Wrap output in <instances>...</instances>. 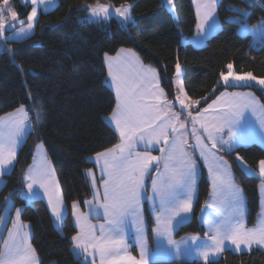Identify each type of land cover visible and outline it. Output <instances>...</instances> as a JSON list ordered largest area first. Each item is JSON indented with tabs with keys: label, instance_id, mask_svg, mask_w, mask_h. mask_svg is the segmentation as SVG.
<instances>
[{
	"label": "trees",
	"instance_id": "trees-1",
	"mask_svg": "<svg viewBox=\"0 0 264 264\" xmlns=\"http://www.w3.org/2000/svg\"><path fill=\"white\" fill-rule=\"evenodd\" d=\"M100 1L117 7L133 4L134 25H123L117 18L109 21L88 20L89 7ZM26 20L31 5L13 0ZM3 0H0V5ZM177 17L163 0H59L51 11L41 13L36 32L24 41H9L8 50L0 52V118L26 106L33 129L21 148L13 170L4 176L0 191V218L8 200L23 208L22 218L33 230V246L41 264H84L74 255L72 237L78 230L73 221V203L85 208L93 196L87 172L95 168L92 158L120 142L118 133L108 123L116 108V94L108 85L106 55L121 49H133L146 64L157 67L162 86L171 99L176 98V65L184 68V87L188 97L207 107L227 89L221 73L232 64L238 74L252 73L264 78V43L253 47V36L240 34L241 23L257 25L264 21V0H221L219 32L203 47L184 44L197 32V13L193 0H175ZM247 11V15L245 12ZM261 98L264 90L247 86ZM44 142L56 170L68 214L64 226L54 223L43 199L29 202L25 197L24 177L31 166L36 146ZM238 183L243 187L248 205V223L254 226L261 210V179L247 174L240 166L243 159L255 170L264 160V148L258 144L225 152ZM211 186L202 167L199 198L194 219L177 232L205 235L200 214ZM150 230L153 220L146 208ZM0 249L2 239L0 232ZM151 264H207L202 261H154ZM212 264H264V251L238 253L226 250Z\"/></svg>",
	"mask_w": 264,
	"mask_h": 264
},
{
	"label": "snow or ice",
	"instance_id": "snow-or-ice-1",
	"mask_svg": "<svg viewBox=\"0 0 264 264\" xmlns=\"http://www.w3.org/2000/svg\"><path fill=\"white\" fill-rule=\"evenodd\" d=\"M43 3L44 0H39ZM172 0H167L171 4ZM197 4L198 23L196 27L203 29L204 24L213 16L215 12L217 0H193ZM33 5L38 3V0H31ZM5 7L0 8V34L6 31L4 23V13L8 12L13 21L18 19L17 12L9 7V0H3ZM90 7V6H88ZM110 7V6H109ZM105 7L97 4L91 8L94 16L103 12L105 16L113 15V12ZM130 6L122 5L120 8L114 9L115 13L124 17L125 20L130 19L128 15ZM203 9V12L201 11ZM37 16V8L33 7L32 12L27 17V29L20 28V33L26 34L27 31L34 27V18ZM23 25V21L20 22ZM13 25L9 24L8 28ZM214 27V25L212 26ZM125 50H121L124 52ZM117 54L116 58H109V73L112 78V84L116 89L117 103L116 108L111 114V121L115 123L116 129L120 133L121 142L114 145L112 148L104 152L96 154L97 163L102 161L101 171L105 173L108 179L103 182V198L105 203L101 205L104 208V215L107 220L105 225L99 226L100 235H96V230L92 225H81L79 234L72 237L75 242V247L82 249L83 252H88L89 248L100 254V264H120L122 260H130L132 264H144L143 259L137 261L134 257H124L120 255V251H127V244L124 241V230L129 218L132 219L136 227L137 241L143 237V221L141 216V199L144 189V176L148 171L149 166L153 161L159 158L151 155L147 150L144 152L136 151L137 144L143 143L147 148L153 142L159 143L161 139L167 145V148H161V152H166L165 158V173L158 179L152 180L153 196L149 199L159 198L161 213L163 219V232L161 234L169 237L170 225L173 217L180 216L181 212L191 210V200L195 191L196 178V163L195 160L184 150L186 141L182 138L183 134L179 133V129L185 127L184 123L179 121V113H172L171 117L168 112L163 111L159 104L149 105L144 103L149 97L160 100L164 96L163 89L159 88V80L156 70L151 67H144L136 54L131 50H127V56L123 61ZM115 62V69L113 63ZM227 74L221 73V78L225 84L229 86L245 87L249 86L248 82L256 81L260 85H264V79L257 80L252 73L245 75H236L232 71L233 65L228 64ZM176 71L179 73L180 65H176ZM231 78V79H230ZM179 83V79L177 81ZM158 89V92L152 89ZM180 92H183L181 87ZM223 96V94H222ZM234 98L244 100V104L229 105V109L220 113L214 119L217 123L212 125V130L203 123L201 127L207 132V139L210 140L211 147L206 145L202 138L193 135L196 140V146L200 149V156L204 158L206 164L209 165V172L213 176L214 188L229 191L230 211L226 215H222L219 221H210L209 230L212 244L205 245L197 249V254L202 256L207 264H212L210 257L220 253L225 241L240 249L241 245L250 248L252 245L264 246V220H261L258 227L246 229L243 224V197L241 190L231 183V177L227 173V164L220 158L216 157L212 152L217 145H227L229 149L238 140L245 137L243 134L237 137L234 129L240 124L243 116L241 109L243 107L252 106L255 103L254 97L248 94L233 93ZM179 99V103L183 107H188L184 99ZM213 101L209 108L217 104ZM207 111V110H205ZM19 117H10L5 123L0 120V171L3 170L5 164H10L15 158V148L18 139L25 132V121L28 119L27 112L24 107L18 110ZM191 117L192 113L189 112ZM160 121V123H157ZM192 122L196 123V118H192ZM171 128L173 133L177 135L171 141L168 139V129ZM227 129V139L222 135H218ZM38 150L42 153L43 146L37 145ZM211 157V162L209 158ZM260 175L264 176V160L259 161ZM91 175V170H89ZM51 170L46 157L43 158V163L30 169L26 179L31 183L28 184V189L33 192V185H39L44 188L46 194L49 195V204L52 206V212L57 221L62 219L61 205L62 199L59 194L55 195L48 192L49 178ZM92 186L95 188L96 181L93 176ZM86 203L91 204V201ZM73 213L76 214L77 205H72ZM21 209L16 210L17 221L19 220ZM80 216H77V223L80 222ZM157 232L161 229V215L157 216ZM86 222L87 218L84 217ZM0 223H3V218H0ZM14 227L16 225L14 224ZM8 238L3 241V249H0V264H37L35 251L31 244L27 241V233L20 234L19 229L15 231L8 230ZM195 239V237H193ZM143 247L141 248V257H143Z\"/></svg>",
	"mask_w": 264,
	"mask_h": 264
},
{
	"label": "crops",
	"instance_id": "crops-1",
	"mask_svg": "<svg viewBox=\"0 0 264 264\" xmlns=\"http://www.w3.org/2000/svg\"><path fill=\"white\" fill-rule=\"evenodd\" d=\"M221 0H217V5L213 16L204 24L203 29H198L196 35L192 39L184 38V44L192 43L197 47H203L207 44V41L219 32L222 28V23L220 21L218 15V8ZM202 2V0H201ZM194 3V2H193ZM114 5V4H113ZM194 7L197 13V4L194 3ZM172 12V10H170ZM203 12V9H201ZM113 18H117L123 25H134L135 18L133 12L131 14L130 19L124 20L120 16H116ZM103 22V21H101ZM27 23V19L26 22ZM38 23V22H37ZM214 25V27H212ZM259 25H264V21L259 23ZM252 35V34H249ZM253 36V35H252ZM254 38V37H253ZM26 40V39H25ZM198 40L196 44L195 41ZM24 41V40H23ZM121 50H125L121 52ZM115 55H106L105 62L109 73V58H116L117 54L121 61L125 59L127 56V50H131L133 53L136 54V57L140 61V63L144 67H151L156 70L157 77L159 80V88L163 89L164 96L157 101L154 98L149 97L144 103L149 105L159 104L163 111L168 112V116L171 117L172 113H179V121L177 122V127L180 122L184 123L185 127L183 129H179V133H182V138L186 141L184 145V150L195 160L196 163V178H195V191L192 195L191 200V210L188 212H181L180 216L173 217L170 225V235L171 241L169 242V237L167 235L161 234L163 232V215L161 213L160 202L159 198L149 199V197L153 196L152 190V180L158 179L161 177L162 174L165 173V158L167 156L166 152H161V148H167V145L164 143V140L157 144L153 142L151 145H148L147 148L145 144L139 143L137 144L136 151L144 152L145 150L149 151L151 155L158 157L159 159L153 161L152 164L149 166L148 171L145 173L144 176V189L142 192V199H141V216L143 221V237L138 242L137 241V232L136 227L132 222V219L129 218L124 230V241L127 244V251H120V255L124 257H134L135 260L139 261L143 259L144 264H151L154 261H202L206 262L202 256L197 254V249L204 247L205 245L210 246L212 244L210 238V230H209V222L210 221H219L222 218V215L228 214L230 211L229 208V200L230 195L227 189H219L214 188L213 185V176L209 172V165L205 163L204 158L200 156V149L196 146V140L193 135V130L195 129V135H198L202 138L204 143L211 147V141L207 139V132H205L204 128L201 127L203 123L205 126L208 127L209 131L212 130V125L217 123V120L214 119L220 113L225 112L229 109V105H236V104H244L245 101L239 98H234L232 96L233 93H241V94H248L250 93L252 97L255 99V103L252 106L243 107L241 109L243 116L240 120V124L234 129L236 132L237 137H240L242 134L245 137L242 140H238L236 143L233 144L231 149L228 148L227 145L221 146L217 145L215 149H212V152L215 154L216 157L220 158L222 161H225L227 164V173L231 177V183L241 190V195L243 197V224L246 229H252L258 227L261 220H264V203L261 205V210L256 220L254 226H250L248 223V205H247V197L243 187L238 183L236 179V175L230 160L224 155L225 152H234L240 148L247 147L253 144H258L264 148V104L261 98L251 89H243L245 87L235 86L237 89L231 90L227 89L223 91L220 95H218L213 101H217V98H221L217 104L213 105L212 108H209V105L213 104V101L205 108L198 109L199 103L190 99L186 94L185 87H184V68L180 65V71L177 73V77L179 79L175 80L176 85V98L171 99L165 89L162 86V77L159 69L153 65L146 64L138 52L133 49H121ZM113 63V67L115 69V62ZM249 86H256L253 81L248 82ZM108 85L116 94L115 86L112 84V78L108 75ZM225 86H229L224 84ZM183 88V92H180V88ZM233 87V86H231ZM152 91L158 92V89L153 88ZM223 94V96H222ZM180 99H184L185 104L188 107H183L179 103ZM117 99V97H116ZM207 110V111H205ZM191 112L192 116L189 117L188 113ZM196 118V123L192 122V118ZM2 119V118H1ZM108 123L110 126L118 133L120 137L119 131L116 129L115 123L111 121V115L108 117ZM160 123V121H157ZM168 139L169 141L173 140L176 133L172 132V129L169 128L168 130ZM218 135H222L224 139H227V129L224 132L219 133ZM121 142V138H120ZM119 142V143H120ZM118 143V144H119ZM217 148L220 150L218 151ZM223 151V152H221ZM104 152V151H103ZM50 160V158H49ZM51 161V160H50ZM93 163L95 164V168L91 169V175H89V171L87 172L88 178L92 185L93 176L95 177L96 186L93 188V196L88 201L92 203H86L85 208H83L80 204H77L76 214L73 213V221L78 230V233L81 231V225H92L96 230V235L99 236V226L105 225L107 227V220L104 215V208L101 207L105 203L103 198V182L104 180L108 179L107 175L101 171L102 161L97 163L96 155L92 158ZM50 170L51 176L50 183L51 185L48 186L50 189L48 190L49 193L53 194L55 199V195L58 193L60 198L62 199V219H65L66 216V204H64V198L62 194V189L60 187V183H58L59 179H55V170L51 167L50 162L47 160ZM209 162H211V157L209 158ZM52 163V162H51ZM240 166L242 169L251 176H256L261 179V183L259 187H263L264 189V176L260 175V170L253 169L250 167L243 159H239ZM33 165V163H32ZM31 165V166H32ZM53 165V163H52ZM205 165V170L210 181L211 192L208 201L206 202L203 210L200 214V223L204 226L206 233L205 235H200L198 233H190L181 237L177 236L178 230L185 224L191 222L195 216L196 205L199 198V187H200V179L202 176V167ZM30 168H28L29 171ZM27 171V175H28ZM4 174V173H3ZM5 176V175H4ZM260 190H262L260 188ZM259 190V191H260ZM34 199H43L48 204L49 202V195L45 193H40ZM49 205V204H48ZM146 208L149 209L152 220H153V229L150 230V224L148 221V216L146 213ZM21 209V214L19 220L17 221L16 210ZM23 208H17L14 204L11 205V208L7 212V208L2 215L3 223H0V232H1V239H2V249L4 247L3 241L8 238L9 229L13 231L16 228L19 229L21 235L27 233V241L31 244L32 249L35 251V258L37 264H41L40 257L36 252L33 246V230L30 224L26 223L22 218ZM52 214V212H51ZM161 215L162 221L159 225L161 232H157L158 224H157V216ZM77 216H80V222L77 223ZM84 217L87 218L86 222ZM61 219V222H62ZM55 222V221H54ZM14 224L16 227H14ZM57 225L58 223L55 222ZM59 228H62L64 225ZM195 237V239H193ZM143 247L144 255L141 257V248ZM255 249H261L264 251V246L261 245H252L250 248L241 245L240 249L235 248L234 245H231L229 242L225 241V246L223 250L216 254L215 256L210 257L211 261L219 259L226 250H233L238 253L244 252H251ZM74 255L82 260L84 264H100V254L99 252H94L93 249L89 248L88 252H83L82 249L73 247ZM120 264H132L130 260H122Z\"/></svg>",
	"mask_w": 264,
	"mask_h": 264
},
{
	"label": "rangeland",
	"instance_id": "rangeland-1",
	"mask_svg": "<svg viewBox=\"0 0 264 264\" xmlns=\"http://www.w3.org/2000/svg\"><path fill=\"white\" fill-rule=\"evenodd\" d=\"M163 1L167 5V7L170 10H172V13L174 14V16L177 17V9H176V6H175V0H172L171 4L167 3V0H163ZM21 2L23 4H25V5H28V6L31 5L32 8L33 7H36L37 8V16L34 18V27L31 30L27 31L26 34L20 33V28L21 27H24L25 29H27L28 21H27V23H25L26 20H24V19L21 18V15L19 14V12L17 11V9L14 6L13 0H9V7L11 8V10L17 12L18 19L16 21H13L11 19V16H10V14L8 12H5L4 13V23H5V28L7 30L6 31H3V33L0 34V52H5V51H7L9 49L8 46H7V43L9 41H23V40L31 37L36 32L37 22L39 20V17L41 15V13L48 12V11L53 10L58 5L59 0H44L43 3H40L39 0H38V3L36 5H33L31 3V0H21ZM98 3H99V5H102V6H105V7H109L110 6L109 7V10L113 12V15L106 17L105 14L103 12H101V13H99V15L94 16L92 14V12H91V8L96 7ZM98 3H96L94 5H91L89 7L88 20L93 21V22H101V21H109L113 17L120 16L118 13H115L114 12V9L120 8L121 6L120 7H117V6L113 5L110 2H103V1H100ZM124 6H130L129 7L128 15L131 17V14L133 12L134 5L133 4H126ZM3 7H5L4 4L0 5V8H3ZM31 12H32V10H31ZM245 14L247 15V11L245 12ZM133 15H134V13H133ZM120 17L122 19H124V17H122V16H120ZM234 20L235 21H238L241 24L240 30H239L240 31V34H242V35L252 34L253 37H254L253 38V47L255 49L260 48L261 45L264 43V25H259V24H257V25H251L249 23H241L239 18H234ZM21 21H23V25H21V23H20ZM9 24H11L13 26L11 28H8V25ZM195 43L197 44L198 43V40H196ZM232 71L236 75H241V74H238L235 71L234 66L232 68ZM260 79H262V78H257V80H260ZM176 80H178V78H176ZM253 83L257 87H259V88H261V89L264 90V85H260L256 81H253ZM223 84H225L224 81H223ZM23 107H24L25 112H27V116H28V119L24 122L25 125H26L25 132L18 139V142L16 144V148H15V158L12 160V162L10 164H5L3 166V170L0 171V191H1V189L5 185L4 175L7 174V173H9V172H11L13 170V168H14L16 162H17V159H18L20 150L24 146V144L26 143V141H27V139H28V137H29L32 129H33V121L31 119V115L28 112L27 107L26 106H23ZM20 108H18L17 110H15V111H13V112L5 115L4 117H2V119L0 118V120H2L3 122L6 123L9 120L10 117H19L20 113L18 112V110ZM37 145H42L43 146V152L41 153L38 150L37 146H36L35 153H34V158H33V162H32L33 165L31 164L32 166H30L29 168L32 169V168H34V167L42 164L43 163V158L46 157V160H48L50 162L51 167L53 168V170H55L54 166L51 163L52 161L49 160V153H48V149H47L45 143L44 142H39ZM217 150L220 151L218 148H217ZM221 152H223V151H221ZM203 168H205V165H204ZM30 169H29V171H30ZM29 171H28V174H29ZM54 172L56 174L55 179L58 180V176H57L56 170ZM26 176H27V174H25V177H24L25 197H26V199L29 202H32V201L36 200L34 198L37 197L38 195H40V193H45V189L39 187V185L34 184L33 185V192H30L29 189H28V184L31 183V181L29 179H26ZM50 178H52V176ZM50 178H49L48 186L51 185ZM58 183H59V181H58ZM260 188L262 190H260ZM49 189L50 188L48 187V190ZM259 190H260L261 205H262L264 203V189H263V187H259ZM62 194H63V192H62ZM64 202H65V200H64ZM12 204H13V202L11 201V199H9L8 200V205H7V212L11 208V205ZM48 204H49V202H48ZM64 204H66V203H64ZM48 206H49L50 211L52 212V206L50 204ZM66 207H67V204H66ZM61 212H62V209H61ZM67 214H68V207H67V210H66V216H67ZM66 216H65V219H66ZM52 217H53V220L58 223L56 225L58 228L62 226L61 224L64 225L65 219L64 220L62 219V222H61V220L60 221H57L55 219V216L53 215V212H52Z\"/></svg>",
	"mask_w": 264,
	"mask_h": 264
}]
</instances>
